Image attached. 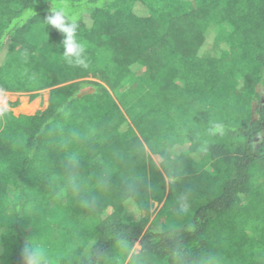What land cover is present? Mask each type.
Listing matches in <instances>:
<instances>
[{"label":"trees","instance_id":"obj_1","mask_svg":"<svg viewBox=\"0 0 264 264\" xmlns=\"http://www.w3.org/2000/svg\"><path fill=\"white\" fill-rule=\"evenodd\" d=\"M44 90L0 110L6 264H264V0H0V91ZM162 201L185 226L146 227Z\"/></svg>","mask_w":264,"mask_h":264},{"label":"rangeland","instance_id":"obj_2","mask_svg":"<svg viewBox=\"0 0 264 264\" xmlns=\"http://www.w3.org/2000/svg\"><path fill=\"white\" fill-rule=\"evenodd\" d=\"M48 93H49V90H44V91L38 92L37 97L31 98L30 94L28 93H11V92L0 91V110L8 109L16 116L17 115L31 116L37 113L38 111H42L46 108L47 100H48ZM150 157L153 160V162L159 167L162 161L161 157L159 155H153V154H151ZM165 180H166V190H167L168 184L169 182H171V180L166 177H165ZM174 201L175 200H173V202ZM173 202L172 200L169 202L170 207H172ZM126 205L129 207L133 206L130 201H128ZM162 205H163V201L160 203L150 204V217H149V221L146 227H149V225L152 224V229L160 230L162 227L166 228V227H170L171 225L173 226L172 228L182 227L186 225L187 218H188L187 214H189V212L191 211L190 204L181 205L182 206L181 213H177L174 215L175 217H177L175 221L169 218L166 219L167 217L166 209L168 211V206L167 208L164 207L162 211ZM182 214H186V217L183 218V216H181ZM7 245H8L7 242L3 243L2 238L0 237V256L4 257L5 255H8L7 251H6V254L4 252L6 250L5 247ZM139 250H140V244L139 242H136L133 248L131 249V251L127 253V257L125 258L123 264H126L128 259L131 257V255L138 253ZM25 251H27V249H25ZM122 255H123L122 250L119 248V250H117V253H115L113 257V260L117 262L116 264L118 263L120 264L122 262ZM21 263L27 264V260L23 259ZM0 264H6V262L0 258ZM128 264H137V262L130 260Z\"/></svg>","mask_w":264,"mask_h":264},{"label":"clouds","instance_id":"obj_3","mask_svg":"<svg viewBox=\"0 0 264 264\" xmlns=\"http://www.w3.org/2000/svg\"><path fill=\"white\" fill-rule=\"evenodd\" d=\"M51 14L47 16V25L58 30L63 35L62 47L63 55L69 64L75 62L83 63L84 45L77 38L78 23L76 18L69 19L64 9L57 6L50 10ZM27 264H39L38 256L31 249L25 252Z\"/></svg>","mask_w":264,"mask_h":264},{"label":"bare ground","instance_id":"obj_4","mask_svg":"<svg viewBox=\"0 0 264 264\" xmlns=\"http://www.w3.org/2000/svg\"><path fill=\"white\" fill-rule=\"evenodd\" d=\"M26 108V107H25Z\"/></svg>","mask_w":264,"mask_h":264}]
</instances>
